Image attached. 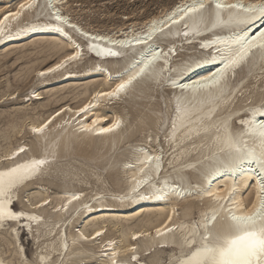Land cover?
Returning <instances> with one entry per match:
<instances>
[{
	"label": "bare ground",
	"instance_id": "bare-ground-1",
	"mask_svg": "<svg viewBox=\"0 0 264 264\" xmlns=\"http://www.w3.org/2000/svg\"><path fill=\"white\" fill-rule=\"evenodd\" d=\"M14 2L16 3L15 7L12 6ZM23 2L25 0H0V18L9 12H16L19 9V5ZM245 2H248V0H245ZM50 3H52V0H37L39 7L25 12L26 20L39 26L35 31L25 32L23 35L0 41V50L7 48V52H10L12 50L11 47L14 45H16L14 46L16 48L23 49L27 46H32L30 53H27L28 55H35L37 58L40 56L44 57V60L38 66L31 65L27 67V70L25 69L27 74H34V78L39 82V88L33 89L31 94L26 97L27 101L31 102L30 104L34 101L45 99L42 96L43 92L40 91L43 85L52 87L47 94L49 95V100L54 99L53 102H58V100L61 101L68 97V95L66 96L68 93L62 94L67 92V89L75 91L83 88V92H77V94L84 95L79 102L77 101V104L75 103L76 105L63 104L45 118L39 115L26 124V131L34 137L33 145L35 151L27 143H19L5 153L0 154V170H6L7 167L14 166L16 163H24L33 159H46L48 161L37 175L25 180L17 190H13L12 195L18 201L20 192H29L32 189L34 191L29 193L32 198L29 208L16 209L17 203L15 202L11 205L13 210H22L29 216L40 218L39 221L30 222L32 231L23 229V232L28 231L34 244L38 245V249H41L35 254L50 259L52 264H88L85 261L94 257H96L97 261L95 264H111V259L103 254L105 252L110 254L114 249L122 253V256L116 258L118 264H148L146 259L151 261L150 264H163L160 262L166 249L170 250L168 255L169 262L166 264H176L177 259L183 253L188 252L186 248H182V241L191 226L196 223V220L191 219L190 215L198 204L197 202L205 205L204 209L200 211L198 220L216 208L215 202L206 196L205 193L207 191L223 192L224 189L234 184L237 188L234 203L239 208L250 207L251 203L256 202L257 194L260 193L259 178L250 176L247 173L243 176L237 174L214 178L210 186L204 183V175L214 166L215 162L213 155L215 149L212 148L210 150L211 139L209 137H192L191 141H189L178 132L177 136L180 137L178 141H170L168 139L171 135L169 124L175 116L174 109L177 105V98L182 95L179 89L172 86L171 81L191 82L192 80L200 79L216 71L220 64L219 61L203 63L195 71L187 72L183 76H178L174 70H178L190 58L203 56L211 61V57H207V53L212 51V49L201 50L199 45L213 41L216 37L226 38L229 33L222 30H215L213 33L201 29V34L193 37L191 35L192 21H188L189 27L186 28L183 21L178 24H172L170 20L166 19L178 8L191 3V0L175 1L163 13L151 16L141 28L131 27L126 30L120 29L117 32L93 31L82 26L76 20L70 18L68 12L63 10V7L69 3V0H63V6L59 9L60 14L66 17L70 24L76 25L78 29L88 32L92 36H103L111 40H133L134 37L144 36L154 22L157 28L163 27L164 24L169 26L164 29L163 35L157 33L153 37V41L159 45V50H161L162 56L166 57L167 61L166 64L158 62L157 72L159 73L162 68V74L139 78L133 82L131 90L126 95H122L121 98L116 100H106L100 103L93 101L94 107L76 116V111L92 100L97 91H109L122 79H127L129 75L138 70L135 67V62L141 59L140 48L138 46L126 48L123 54L118 57L91 52L87 49L83 37H80L78 33L72 32L68 26L61 25L64 29L63 32L42 26L54 22L52 16L49 15L48 5ZM9 21H11V17H9ZM21 26L23 27L24 25L22 24ZM184 32H189V37L186 38L183 35ZM64 33L68 35L65 36ZM90 42L96 43L100 49L112 47L106 41ZM74 45H79L84 50L82 60L70 63L67 66V70H61L43 77L38 75L40 72L46 71L47 67H54V64L63 60L65 56L71 55ZM170 49L173 51H170ZM113 50L121 51L119 47H114ZM184 50L189 52L185 54ZM87 54H91L95 58L96 63L94 66L88 67L83 71L70 70V68L81 63ZM53 55L58 56L54 61L46 63L45 60ZM121 62H124V65L116 68V65ZM107 63L113 69L106 66L105 64ZM85 79L87 81L78 83V81L81 82V80ZM96 81L98 82L97 86H93L92 91L89 90V86ZM165 91L168 92V99L166 98L168 100L166 106L168 111L165 112L166 115L164 117L157 118L156 124L158 123L159 125L161 123H159V120H163V124H168L164 132L166 148L163 146L161 149L148 150L147 147L150 145L148 138L144 143L136 145L126 142L125 134L129 131V127L124 126L122 115L115 113L109 116L107 114L106 109L110 108L109 105H115L126 100L138 103L136 99L140 93L148 92L150 94V92H157L160 94ZM228 92L232 93L231 99H227V96L221 98L219 108H216L213 104L215 111L227 107L236 112H241L243 108L249 106V101L255 104L264 99V52L253 50L249 58L235 69L225 89V93ZM253 93H258L259 97L254 98ZM70 94L72 95V93ZM13 95L15 96V93ZM59 95L61 100L58 99ZM212 103V98H201L200 106L204 109L203 115L207 116L210 114L211 110L207 105ZM156 105L158 106L160 103ZM62 108L64 111H61ZM28 109L19 110L22 112V110L27 111ZM35 109L33 108V110ZM161 110L160 108L159 111ZM57 112H60V115L52 120L43 133L32 132V128L39 127L55 116ZM41 117L42 119H40ZM97 118L100 121L95 125L97 129L108 127L117 118L122 121V124L115 132L107 134L82 133L79 131L82 126L90 125ZM241 118L244 117L241 116ZM140 123L143 126L150 125L146 124L143 119L140 120ZM152 123H155V121H152ZM16 128L19 129V127ZM18 132L22 131L19 130ZM159 139L157 133L155 138H151V142H157ZM86 140L89 143H95L96 150H106L100 157L107 160L106 164H102L103 167L110 164L113 157L112 155L108 156V154L120 144L129 143L131 157L116 162L121 164V172L127 177V187L125 189L114 192L102 190L88 196L83 190L70 186L73 181L81 180L79 171L82 170L70 159L72 150L80 147ZM21 147L25 151L19 153L17 157L7 162L2 160L4 156H10L12 152L17 151ZM149 155L159 156L160 160L149 162L146 159ZM216 155H219V153H216ZM65 157L67 158L66 160L63 159ZM141 167H144V173H147V177L150 178L149 183L153 185V187L142 185L140 188L141 194L147 197L153 194L155 189H163V198L140 199L134 195L130 199L120 198L130 192L133 177L137 180L146 178L144 173L141 172ZM96 175L99 180L102 173H97ZM45 177L48 178L44 179ZM191 177L198 180L191 181ZM59 179H62L64 188L60 191V194L57 192V195L52 197V194L48 193L50 190L47 185L51 184L59 187ZM146 188L147 191H145ZM73 196H78L79 199L72 200ZM70 200L71 203H69ZM44 201H48V203L45 204ZM85 205H87V208ZM179 206L181 208H178ZM180 210H182V215L179 213ZM143 216L140 226L132 225L131 221L135 219L141 220ZM169 217H171V220H169ZM20 223L28 222L21 220ZM221 223L222 221L218 219L217 226L219 227ZM75 224L77 225L75 226ZM12 226L16 227L15 224ZM76 227H78L77 230H75ZM72 228L74 231L71 230ZM157 228H160L164 234L157 235ZM167 228H172L173 231H165ZM111 229H116L120 233L119 240H117V236H107ZM69 230L70 232H68ZM17 231L19 233L18 243L24 249L23 255L26 256L21 237L23 234L21 233L22 229L18 228ZM96 232H100L101 235L95 236ZM81 233L83 236L91 238L85 240L82 238ZM138 233H147L148 235L137 236ZM134 236L137 238L133 239ZM1 242L7 247L8 251H0V257H6L7 264H13V262L14 264H19L20 257L16 249L11 246V236L4 231H0V245ZM110 244L111 247H109ZM94 247H97L95 248L97 251L94 250ZM133 247L136 249L137 260L135 261L131 260L132 253L130 251L125 252V250H130ZM8 252L11 253L10 257L5 256ZM99 261L100 263H98Z\"/></svg>",
	"mask_w": 264,
	"mask_h": 264
},
{
	"label": "snow or ice",
	"instance_id": "snow-or-ice-1",
	"mask_svg": "<svg viewBox=\"0 0 264 264\" xmlns=\"http://www.w3.org/2000/svg\"><path fill=\"white\" fill-rule=\"evenodd\" d=\"M61 6H63V0H52L48 9L54 22L44 24L43 27L63 32L61 25H66L72 32L83 37L89 51L105 56L118 57L126 48L137 46L140 48L141 59L135 62L138 70L129 75L127 79H122L109 91H97L92 100L76 111V116L94 107L93 101L100 103L106 100H116L126 95L131 90L133 82L139 78L163 73L162 68L159 73L157 72L158 62L166 64V57L162 56L159 45L153 41V37L157 33L163 35L164 29L169 27L167 24L157 28L154 22L144 36L133 38L134 43L133 40H111L103 36H92L78 29L76 25L70 24L69 20L60 14ZM37 7H39L37 0H25L16 12L3 15L0 18V41L35 31L39 26L27 21L25 12ZM166 19L172 24L183 21L186 28L189 27L188 21H192L191 35L193 37L199 36L201 29L213 33L215 30L229 33L226 38L216 37L213 41L199 45L201 50L212 49L207 53L211 61L203 56L190 58L178 70H174L178 76H183L187 72L195 71L203 63L219 61L220 64L216 71L200 79L191 82L171 81L172 86L179 89L182 95L177 98L175 116L169 124L171 135L168 139L178 141L180 139L177 136L178 132L189 141L192 137L211 139L210 150L215 149L213 153L215 162L214 166L204 175V183L209 186L214 178H221L223 175L243 176L247 173L260 180V193L257 194L256 202L251 203L247 208H239L235 205L237 188L234 184L224 189L223 192L207 191L206 196L215 202L216 208L203 215L188 230V234L183 237L182 241V248H186L188 252L183 253L177 259L176 264H264V99L255 104L249 101V106L243 108L241 112L227 107L219 111L213 109V104L219 108L221 98L227 96V99H231L232 93H225V89L235 69L249 58L253 50L264 52V0H254V2L253 0H248V2L245 0H231V2L229 0H191V3L178 8ZM64 35L68 34L64 33ZM183 35L187 38L189 32H184ZM90 41H106L112 47L100 49L96 43ZM114 47H119L121 51H114ZM170 51L173 50L170 49ZM83 52L84 50L79 45H74L71 55L65 56L63 60L55 63L54 67H47L46 71L38 75L43 77L67 70L70 63L83 59ZM201 98H212L213 103L207 105L211 110L207 116L203 115L204 109L200 106ZM61 111L64 109L62 108ZM59 115L60 112H57L39 127L32 128V132L43 133L52 120ZM99 122V118L94 119L90 125L82 126L79 131L107 134L115 132L122 124V121L117 118L108 127L97 129L95 125ZM24 151L25 149L21 147L12 152L10 156H4L2 160L10 161ZM146 159L149 162L159 161L160 157L149 155ZM47 163L46 159H33L24 163H16L14 166L7 167L6 170H0V231L11 236V246L16 249L20 257L19 264H52L51 260L45 257L37 256L30 261L27 256L23 255L24 249L18 243L17 229L32 231L30 222L39 221L40 218L29 216L22 210H13L11 206L14 199L13 190H17L25 180L37 175ZM141 172L144 173V167H141ZM144 175L146 178L141 180L133 177L130 192L120 198L130 199L133 195L140 199L163 198V189H155V192L147 197L141 194L142 185L153 187L149 183L150 178L147 177V173ZM71 199L78 200L79 197L73 196ZM85 207L87 208V205ZM218 219L222 221L219 227L217 226ZM21 220L28 223L21 224ZM13 224L16 227H13ZM165 231L172 232L173 229L167 228ZM156 233L157 235L164 234L160 228L156 229ZM100 235V232L95 233V236ZM141 235L148 234H137V236ZM81 236L85 240L91 238L83 236L82 233ZM136 238L133 237V239ZM129 251L132 253L131 260H137L136 249L133 247L125 250V252ZM103 255L111 259V264H118L116 258L122 256V253L114 249L110 254L105 252ZM0 264H7V258L0 257Z\"/></svg>",
	"mask_w": 264,
	"mask_h": 264
},
{
	"label": "rangeland",
	"instance_id": "rangeland-1",
	"mask_svg": "<svg viewBox=\"0 0 264 264\" xmlns=\"http://www.w3.org/2000/svg\"><path fill=\"white\" fill-rule=\"evenodd\" d=\"M175 1L177 0H69V3L63 7V10L69 13L70 18H73L88 29L101 32H117L120 29L126 30L131 27L136 29L141 28L146 20H148L151 16L163 13V11L172 6ZM12 6L15 7L16 3L14 2ZM14 46H10L12 48L10 52H7V48L0 50V154L5 153L19 143H27L28 146L35 151L33 145L34 137L26 131V124L29 123L31 119H35L39 115H42V117L45 118L49 113L59 109L63 104H77V101L79 102L84 97V95H79L81 91L83 92V88H79L75 91H72L73 89H67V92L62 94L68 93L66 94L68 97L61 100L59 95L58 99L61 101L58 100V102H53L54 99L49 100V95L47 94L52 87H46L43 85L40 91L43 92L42 96L45 97V99L34 101L30 104L31 102H28L26 97L31 94L33 89L39 88V82L36 78H34V74H27L26 70L27 67L31 65L38 66V64L44 60V57L40 56L37 58L35 55H28L32 46H27L24 49L16 48ZM184 52L186 54L189 51L184 50ZM24 54L27 55L25 56ZM57 56L58 55H53L46 59L45 62L54 61ZM95 63V58L91 54H87L81 63L70 68V70L83 71L88 67L94 66ZM105 65L110 69H113L110 64L107 63ZM122 65H124V62L116 65V68H120ZM85 81L87 80H81V82L78 81V83H83ZM97 84V81L94 82L93 85L89 86V90L92 91V88L97 86ZM77 92L79 93L77 94ZM11 93H15V96H12ZM70 93H72V95ZM147 93H140L139 97L136 99L138 103H132L130 100L121 101L115 105L110 104V108H107L106 110L109 116H112L115 113L123 116L124 126L129 127V131L125 134L126 142L136 145L144 143V141L148 138L150 145H148L147 149L152 151L153 149H161L163 146L166 148L164 142V132L168 124H163V120H159V123H161L158 125V123L156 124V121L158 117H164L166 115L165 112L168 111V108H166L168 103V92L165 91L160 94L157 92H150V94ZM253 96L254 98L259 97L258 93H253ZM157 103H160V105L157 106ZM25 108L29 109L27 111L22 110V112L19 110ZM33 108L36 109L33 110ZM160 108L162 109L161 111H159ZM42 117L40 119H42ZM142 119L146 121V124L150 125L143 126L140 123V120ZM152 121H155V123H152ZM13 126L15 128L19 127V129H13ZM19 130L22 132L19 133ZM157 133L158 138H160L161 141L159 139L157 142H151V138H155ZM129 143L120 144L110 154H108V156L112 155L113 157L110 164L103 167L102 164H106L107 160L100 157L106 150L98 151L96 150L95 143H89L88 140L84 141L80 147H76V149L72 150V155L70 156L73 163L82 168V170L79 171L81 180L73 181L70 186L83 190L88 196L102 190L114 192L125 189L127 187V177L123 172H121V164L116 162H118V160H124L131 157V147L128 146ZM63 159L66 160L67 158L65 157ZM97 173H102L101 178L99 179L100 181L97 179ZM47 178L48 177H45L44 179ZM196 180L198 179L191 177V181ZM47 186L50 190L48 193L50 195L52 194V197H55L57 192L60 194V191L64 188L62 179H59V187L51 184ZM31 192H34L33 189L29 192L19 193L20 198L19 201L17 200L18 203L16 202V209L30 207L32 198L29 193ZM107 196L109 197V195ZM197 203L198 204L195 206L190 215V218L196 221L200 216V211L205 207L203 203ZM178 208L181 207L179 206ZM179 213L182 215V210H180ZM143 218L144 216L141 217V220L139 219L140 221L137 219H135L136 221H131L132 225L136 227L140 226ZM76 225L77 224H75V226ZM77 229L78 227H76L75 230ZM71 230L74 231L73 228ZM68 232H70V230ZM21 233H23L21 237L26 251V256L30 261L34 260L37 256L35 253L39 252L41 249H38V245L34 244V241L28 231L23 232L22 229ZM119 234L120 233L117 232L116 229H111L107 236H117V240H119ZM0 248H2L0 251H8L7 247L2 242ZM95 248L97 247H94V250L97 251ZM169 253L170 250L166 249L165 253L162 254V260L160 263L166 264L169 262ZM5 256L10 257L11 253L8 252ZM95 258L96 257L86 260L85 263L95 264L97 262ZM146 262L148 264L151 263L148 259H146ZM98 263H100V261Z\"/></svg>",
	"mask_w": 264,
	"mask_h": 264
}]
</instances>
